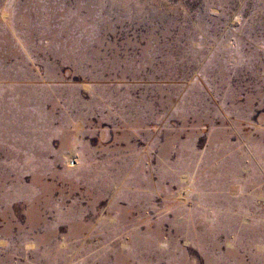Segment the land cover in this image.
<instances>
[{"label": "rangeland", "instance_id": "obj_1", "mask_svg": "<svg viewBox=\"0 0 264 264\" xmlns=\"http://www.w3.org/2000/svg\"><path fill=\"white\" fill-rule=\"evenodd\" d=\"M0 264H264V0H0Z\"/></svg>", "mask_w": 264, "mask_h": 264}]
</instances>
